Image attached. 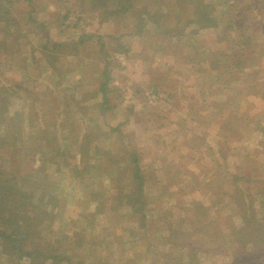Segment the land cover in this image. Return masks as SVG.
Wrapping results in <instances>:
<instances>
[{
  "label": "rangeland",
  "instance_id": "374dc122",
  "mask_svg": "<svg viewBox=\"0 0 264 264\" xmlns=\"http://www.w3.org/2000/svg\"><path fill=\"white\" fill-rule=\"evenodd\" d=\"M131 1L132 12L116 13L112 5L91 0H12L7 23L0 22V87L18 93L11 109L24 112L34 126L23 122V145L16 143L13 154L0 150L4 175L12 172L17 187L43 182L41 190L57 198L53 229L88 225L93 235L112 233L106 239L110 264H166L163 253L188 262L185 248L172 252V243H165L169 224L173 237L186 231L191 242L204 240L211 248L209 238H216L225 244L224 253H197L202 264H264L254 258L259 250L264 256V232L247 231L251 240L245 245L236 240L237 230L231 234L243 226L244 215L264 226V0H204L219 21V27L204 29L184 25L191 13L184 0ZM106 76L110 90L102 102ZM73 96L84 98L79 104L86 114L81 120L77 115L70 135L86 128L91 160L96 145L121 156L129 145L141 155L151 203L144 228L112 198L96 211L113 191L103 170L109 163L99 160L100 171L82 182L71 166L54 165L41 148L49 141L41 138L49 133L42 119L60 114L63 102L79 112ZM55 144L64 147L59 138ZM239 200L243 207L234 203ZM199 218L206 227L192 228L190 235L189 221ZM234 249L241 250L237 263ZM65 252L74 264L98 256L89 243ZM25 262L0 254V264Z\"/></svg>",
  "mask_w": 264,
  "mask_h": 264
},
{
  "label": "trees",
  "instance_id": "16d2710c",
  "mask_svg": "<svg viewBox=\"0 0 264 264\" xmlns=\"http://www.w3.org/2000/svg\"><path fill=\"white\" fill-rule=\"evenodd\" d=\"M91 1L94 4H107L108 8L112 5V8L110 9L112 12L116 13L132 12L134 9V3L131 0ZM233 1H238L239 3L242 2V0ZM184 2L191 6L190 16L186 18L187 22H184V25H192L195 23V25H198V27H195L197 29L219 27V21H217L215 14H213V12H215L213 6L205 3L204 0H184ZM11 3L12 0H0V22L7 23V17L10 13L9 6ZM234 18H239V15H235ZM225 29L226 28H224L223 31ZM180 33L182 34L183 30H180L179 34ZM241 64V62L236 63V66L239 67ZM241 70H243V68H241ZM215 76L218 78L221 74H215ZM226 80H229L228 75ZM109 90L106 76L105 80L100 84L102 102L107 101L105 94L108 93ZM16 96H18V93L13 88H8L6 86L0 87V122H4L2 128H0V150L4 152L8 151L10 154H13L10 150H18L16 143L20 144L19 148L23 145L21 143L23 140V137L21 136L24 135L23 122L27 120L29 127L34 126V120L23 117L24 112L21 113L19 110L11 109L10 105L12 103L10 100L13 97L16 98ZM82 99L84 100V98L75 99L74 96L71 98L72 102L79 108V112L76 113L69 104L63 102L61 104L63 105V111L60 112L61 118H58L60 117V114H54L50 116L49 119H42V122L45 124L43 127H46V129L49 130V133L47 136L41 137V135H39V137H46L49 141H45L41 148L49 151V160L52 161L54 165L60 161L63 163L64 168L71 166V172L80 178L82 182L85 179L88 180L90 174L96 172L98 168V171H100L99 160L102 159V161L105 160L106 163H109V165L103 170L107 173L110 184L113 183V191L105 197L104 201L97 202L96 211H100L101 206L106 207L109 199L112 198L117 204H122L118 205L121 209H128L129 212H126V216L128 213L138 216L139 219H137V224L139 225V228H144L146 226V210L149 209L151 203L145 192L147 178L140 163L141 155L133 147L129 148V145L124 146L122 156L121 154H111L108 149L96 145L93 147L94 154L93 160H91L89 158V155H91V148L89 146L90 141H88L89 135L85 134L86 128L82 129V134L76 135L79 139H77L75 135H70V132L74 131L73 125L74 120L78 118L77 115L81 114V116H79V119L81 120L84 119L86 114L84 111V105L79 104V102L83 101ZM32 104L33 103H31V105ZM22 106L24 105H20L19 107ZM29 110L32 111L33 106L28 107V111H26L25 114H27V112L29 113ZM238 117L237 112L236 118ZM114 129L118 130V126L116 125ZM257 130L259 129H254V131ZM58 138L63 141L64 147L62 149L55 144L57 143ZM73 143L75 144V147L71 154V146L73 147ZM68 157L71 159H67ZM54 159L57 160L55 161ZM3 163L4 161L0 162V254H5V256L9 257L14 263H21L24 260V262L26 261V264H74L72 261L73 258L67 254L65 250L73 247L80 248L82 244L89 243L91 249L96 252V255H98L96 260L89 261V264L111 263L109 262V260L113 258L111 243L109 241L106 242V239L111 236L112 233L106 234L103 232V236H99V233L93 235L91 231H87L89 229L88 225L82 229L80 228L71 231L53 229L52 224L56 217L54 210H56L57 207V198L51 192L46 191V189L41 190L40 186L43 182L41 181L40 183V180L35 181L34 185H31L29 181H24L25 184H29L30 188L25 187L22 184L20 187H17L15 185L17 182L14 181L15 177H13L14 174L12 172L9 176L4 175V172L7 169L2 166ZM36 171L37 170L35 169L32 176L37 177ZM124 172H128V176L130 177L128 183H123L125 178ZM45 202L50 205L48 211L41 208V204ZM234 203L239 207L244 206L240 200L235 201ZM94 214L95 212L86 214V219L88 218L90 220L91 216ZM44 219H46V221H44ZM243 219L245 220L243 226L235 229L231 234L235 233L237 230L236 240L240 242L243 241L242 243L245 245L251 240V234L249 236L246 232H264V226H262L260 222L257 224L255 222L252 223L246 215H244ZM189 222L188 232L190 235L193 233L191 231L192 228L196 229L197 227L198 230L199 228L201 230L202 227L205 226L200 218L195 219L194 222ZM89 224L91 223L89 222ZM199 225L201 226L199 227ZM167 230L169 231V234L165 239V243H172V252H174L177 247L185 248L188 254L187 257L189 256V261L185 263L173 262V259L168 257V253H163L161 255H163V261L166 264H202L197 257V253L203 255L216 254L219 252L224 253L225 244L223 242L220 243L216 238H209L210 242L213 243L211 248H209L204 240L199 241L198 243L191 242L190 236L186 231L181 233L176 231L175 236H171L172 232H174L172 224H169ZM260 232L258 234H260ZM43 233H53V236L47 241H40L39 237ZM205 233L207 238L209 232L207 231ZM226 234L228 235V233ZM212 235L214 236V234ZM217 240L219 241V244H216ZM226 243L229 244V241H226ZM243 244L239 243L237 245ZM214 245H216L217 248H215ZM228 250L226 252H228ZM238 251L241 250L238 249L235 252L234 263H237L240 258L238 257ZM262 251L263 250L254 251V258L258 262L264 260ZM252 252L253 250H250L248 255ZM75 264L88 263L78 261V263Z\"/></svg>",
  "mask_w": 264,
  "mask_h": 264
},
{
  "label": "built area",
  "instance_id": "2783aa9c",
  "mask_svg": "<svg viewBox=\"0 0 264 264\" xmlns=\"http://www.w3.org/2000/svg\"><path fill=\"white\" fill-rule=\"evenodd\" d=\"M154 99V98H153ZM151 100V99H150Z\"/></svg>",
  "mask_w": 264,
  "mask_h": 264
}]
</instances>
